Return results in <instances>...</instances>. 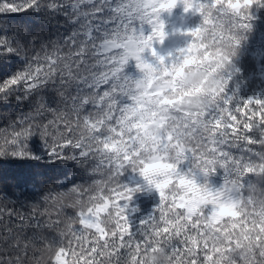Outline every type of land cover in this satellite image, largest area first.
I'll return each mask as SVG.
<instances>
[{
	"label": "snow or ice",
	"instance_id": "6c2138e0",
	"mask_svg": "<svg viewBox=\"0 0 264 264\" xmlns=\"http://www.w3.org/2000/svg\"><path fill=\"white\" fill-rule=\"evenodd\" d=\"M207 2L231 19L172 121L143 77L170 0H0V264H264V0ZM157 148L175 191L143 177Z\"/></svg>",
	"mask_w": 264,
	"mask_h": 264
},
{
	"label": "clouds",
	"instance_id": "9594fccd",
	"mask_svg": "<svg viewBox=\"0 0 264 264\" xmlns=\"http://www.w3.org/2000/svg\"><path fill=\"white\" fill-rule=\"evenodd\" d=\"M205 16L215 21L214 27L203 25ZM218 16L221 17L219 20ZM230 19V11L225 5L217 8L209 6L207 0H170V10L155 40L156 48L167 57L166 62L158 61L148 52L144 56L147 66L143 72L146 83L155 81L156 86L172 101L166 105L168 110L165 113L170 120L175 121L181 114H195L203 110L206 102L190 95L204 79L203 74L197 71L199 59L204 46L210 44L222 28H227ZM196 28L204 30L199 35H190ZM166 71L171 74L165 76ZM160 134L159 127H153L148 132L149 137H159ZM144 159L143 177L150 187L160 192L175 191L171 181L176 171L175 153L151 149L145 153ZM154 264H166L164 256H156Z\"/></svg>",
	"mask_w": 264,
	"mask_h": 264
},
{
	"label": "trees",
	"instance_id": "16d2710c",
	"mask_svg": "<svg viewBox=\"0 0 264 264\" xmlns=\"http://www.w3.org/2000/svg\"><path fill=\"white\" fill-rule=\"evenodd\" d=\"M24 19L27 20L28 17H24ZM34 23L36 25H39L40 21H34ZM12 108H16V106L12 105ZM139 203H140V206L144 209L145 214H147L155 206L156 200L155 199L144 198Z\"/></svg>",
	"mask_w": 264,
	"mask_h": 264
}]
</instances>
